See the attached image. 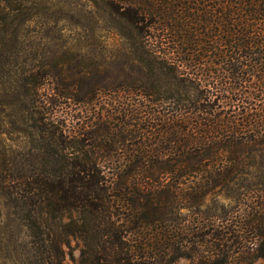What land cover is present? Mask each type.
Listing matches in <instances>:
<instances>
[{
	"label": "trees",
	"instance_id": "16d2710c",
	"mask_svg": "<svg viewBox=\"0 0 264 264\" xmlns=\"http://www.w3.org/2000/svg\"><path fill=\"white\" fill-rule=\"evenodd\" d=\"M89 3L118 78L77 71V121L40 119L43 152L0 175L34 258L264 264V0Z\"/></svg>",
	"mask_w": 264,
	"mask_h": 264
},
{
	"label": "rangeland",
	"instance_id": "374dc122",
	"mask_svg": "<svg viewBox=\"0 0 264 264\" xmlns=\"http://www.w3.org/2000/svg\"><path fill=\"white\" fill-rule=\"evenodd\" d=\"M89 1L0 0V175L6 169L29 170L43 152L36 129L40 119L59 127L77 121V106L63 97L71 89L84 90L85 85L76 88L71 83L77 71L106 63L105 81L118 78L117 41L102 30L90 35L88 30L99 24L91 19L97 14ZM37 82L42 85L36 89ZM11 210L0 197V264H40ZM69 246L66 251L77 262L80 242L70 238Z\"/></svg>",
	"mask_w": 264,
	"mask_h": 264
}]
</instances>
